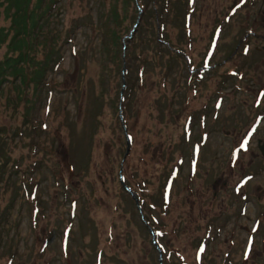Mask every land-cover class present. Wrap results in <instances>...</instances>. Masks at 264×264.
I'll return each mask as SVG.
<instances>
[{
    "label": "rangeland",
    "instance_id": "rangeland-1",
    "mask_svg": "<svg viewBox=\"0 0 264 264\" xmlns=\"http://www.w3.org/2000/svg\"><path fill=\"white\" fill-rule=\"evenodd\" d=\"M34 1L22 11V32ZM4 2L0 30L8 31V40L10 15L23 1ZM107 2L52 4L41 29L51 30L59 59L46 71L35 102L32 85L20 86L19 97L18 79L9 75L3 82L0 264H264V39L243 36L264 33V0H183L185 35L178 13L159 25L157 0L130 2L128 17L118 24L121 66L117 72L113 64L111 77L118 94L129 96L133 87L137 93L119 109L132 135L124 158L119 110L108 98L100 112H88L91 83L98 92L105 82L93 26ZM135 17L144 22L141 31ZM154 26L186 52L170 68L173 88L167 86L164 96L157 93L158 73H144L139 91V60L130 53ZM7 40L0 59L19 53L7 49ZM36 51L43 59L41 45ZM174 91L172 113L150 109L157 95L165 103ZM91 120L97 126L88 142ZM154 133L155 144L145 147ZM167 153L173 158L164 206L137 209L118 174L135 184L148 173L158 187Z\"/></svg>",
    "mask_w": 264,
    "mask_h": 264
},
{
    "label": "trees",
    "instance_id": "trees-1",
    "mask_svg": "<svg viewBox=\"0 0 264 264\" xmlns=\"http://www.w3.org/2000/svg\"><path fill=\"white\" fill-rule=\"evenodd\" d=\"M5 0H0V6L5 4ZM17 2L20 0H16ZM23 2L20 5H16L13 8L11 16V25L10 28L13 29V35L7 40L8 31L2 32L0 30V46L4 44L7 40V49L9 51H15L19 49V53L17 55L13 54H6L2 59H0V91L2 89L3 82L7 80L9 75L16 80L18 79V85L15 88L18 89L19 97L22 93H20L21 89L20 86L23 87L26 83L32 85V101L35 102L36 95L35 92L38 91L40 85L44 81V76L46 71L53 65H56L59 59V50L55 49L54 47V36L51 30H46L45 32L42 31V26L47 19L46 16L55 2V0H35L33 3V7L29 10V16L32 17L30 22L28 23V28L26 31L22 32L19 30V26L21 25V21H24L26 13L22 12L23 9L28 7L27 2L28 0H22ZM133 0H108L107 3H102L99 11L96 12L97 21L93 26V29L96 30L100 34V44L103 49V65L102 68L104 69L103 76H104V87H101V90L98 92H94L92 88L93 84L91 83V94H89L88 102H89V111L92 112L94 115L98 110H101L100 102L103 100H107L109 98V104L112 107L113 111L123 109L130 104V100L137 99V93L134 90V87L131 88L129 91V96L122 95L117 89H113L111 87V77H113V64L117 67V72H119L121 61L119 57H117V52L115 51L116 47H118L119 39L121 35L118 33V24L121 22V18L126 19L128 17V10L127 7L130 2ZM160 4L157 12L159 13L158 23L162 22L165 25L167 22L165 15H169L171 19H175L176 13H178L179 20L181 19L180 28L183 32V35L187 34L189 31L187 25L184 23L185 13L188 12L187 7H185V3L183 0H157ZM121 2V4H120ZM136 3V0H134ZM139 3V1H138ZM120 4V5H119ZM23 6V7H22ZM10 4L5 6V9H9ZM178 11V12H176ZM28 16V17H29ZM165 18V20H164ZM28 20V18H27ZM136 20V17H135ZM134 20V23H135ZM29 21V20H28ZM26 20L24 22V25ZM133 23V24H134ZM27 25V24H26ZM139 26L138 30L141 27H144V22H138L137 27ZM149 36L148 40H136L132 43L130 48L131 55H134L138 61V72L142 75V79L138 85L139 91L145 88V74L148 73H158V87L157 93L160 92L162 96L165 95V90L167 86L173 88L172 84L169 83L170 79H168V75L170 73V68L176 66L178 63V58L182 56L183 58L186 57V52L183 48L179 45L174 44L171 41L166 32L164 35H159L158 30L154 27L148 28ZM141 31V30H140ZM45 34V35H43ZM182 39V38H181ZM164 44V45H161ZM37 45H41L44 52L43 59L36 58V48ZM182 51V53H181ZM180 55V56H179ZM116 58V59H115ZM116 60V61H115ZM26 68L28 70L26 71ZM140 78V77H138ZM14 87V86H13ZM115 87V86H114ZM117 88V86H116ZM110 93H114L115 97L112 96ZM176 93L174 91L172 94L166 97V102L162 103L159 102L158 95L155 97L153 104L150 105V109H156L157 112L163 113H172L173 112V96ZM109 96H108V95ZM116 98V101H115ZM121 99L125 100V103L119 102ZM31 102V105L33 104ZM30 105V106H31ZM28 107L29 111H31L32 107ZM129 111V109H128ZM155 111V112H156ZM28 113V112H27ZM31 114H27L26 118L29 119ZM126 116V115H125ZM151 117L156 119L155 116ZM90 118V117H89ZM92 118V117H91ZM90 118V119H91ZM157 121L159 119H156ZM97 120H91L89 122L88 129V142L92 139V134L95 132V126H97ZM115 127V126H114ZM118 134H120L119 128ZM151 130V127H150ZM116 131V130H114ZM155 132V130H154ZM127 136L129 141H132V135L128 133ZM125 139V137H124ZM183 142L181 141L179 143ZM155 144V133L152 139H148L146 142L145 147ZM180 151V149H179ZM182 151V150H181ZM88 152V151H87ZM183 152V151H182ZM163 163L161 164V175L159 177V181L161 182L158 187L151 186L152 177L148 173H144L141 178H138L135 184H131V181L125 180L123 174L121 175V179L124 180L125 185L136 194L138 198V202L140 204L141 209L144 207H148L150 211L154 210L155 208L163 207L162 200L164 198V192H162L164 186L169 183L170 178V168L168 165L171 163L172 158L169 153L162 155ZM155 164V163H154ZM124 195L130 196L129 193L124 189Z\"/></svg>",
    "mask_w": 264,
    "mask_h": 264
},
{
    "label": "water",
    "instance_id": "water-1",
    "mask_svg": "<svg viewBox=\"0 0 264 264\" xmlns=\"http://www.w3.org/2000/svg\"><path fill=\"white\" fill-rule=\"evenodd\" d=\"M137 8L139 9V6H138V5H137ZM138 22H139V17L136 18V21H135V23H134L133 26L136 27L137 24H138ZM122 68H123V64H122ZM123 87H124V81H123V83H122V89H121V91L123 90ZM118 117H119V119H120V123H121V126H122V128H123L124 135H125V141H126V148H125L124 154H123V156H122V158H124L125 155L128 153V150H129V144H130V143H129V139H128V136H127V131H126L125 125L123 124V118H122V114H121L120 110L118 111ZM258 146H260V149H261V151H262V146H263V145H258ZM120 169H121V166H120ZM118 175H119V179H120V184H121V186L127 191V193H129L130 197L132 198V200L134 201V203H135V205H136V208L140 210L141 207H140V205H139L138 198H137L136 194H135L134 192H132V191H131V190L125 185V183L122 181V179H121V173H119ZM141 217H142V215H141ZM151 242L154 243L153 239H152ZM156 248H157V246H156ZM157 249L159 250V248H157Z\"/></svg>",
    "mask_w": 264,
    "mask_h": 264
},
{
    "label": "flooded vegetation",
    "instance_id": "flooded-vegetation-1",
    "mask_svg": "<svg viewBox=\"0 0 264 264\" xmlns=\"http://www.w3.org/2000/svg\"><path fill=\"white\" fill-rule=\"evenodd\" d=\"M244 38L247 37V36H261L262 39H264V33H256V31H247V33H245L244 35Z\"/></svg>",
    "mask_w": 264,
    "mask_h": 264
}]
</instances>
